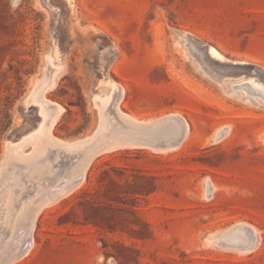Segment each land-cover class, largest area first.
<instances>
[{"label": "rangeland", "instance_id": "obj_1", "mask_svg": "<svg viewBox=\"0 0 264 264\" xmlns=\"http://www.w3.org/2000/svg\"><path fill=\"white\" fill-rule=\"evenodd\" d=\"M56 50V139L92 138L99 88L124 92L84 177L83 151L8 156L40 129L26 102ZM125 119L157 133L127 138ZM0 218L2 264H264V0H0Z\"/></svg>", "mask_w": 264, "mask_h": 264}, {"label": "bare ground", "instance_id": "obj_2", "mask_svg": "<svg viewBox=\"0 0 264 264\" xmlns=\"http://www.w3.org/2000/svg\"><path fill=\"white\" fill-rule=\"evenodd\" d=\"M48 71H49V73H46V75L48 74V76L45 78V80L42 82V83H40L36 88H35V91H34V93L33 94H31L30 96H29V98L27 99V104L28 105H33V104H38L39 105V111H40V114L42 115V117H43V120H42V124H41V126H40V129L38 130V131H36L35 133H33L32 135H30L28 138H26V139H24V140H22L21 142H19L18 144H13V143H9L8 144V149H9V153H10V155H8L10 158H14L13 160H18V161H20V162H26V161H28V158H27V156L24 154V148L27 146V144H32V145H34V146H36L37 147V149H38V151L36 150L35 152H37V153H35V154H40V153H42L43 151H45V149L47 148V146H50V147H57L58 149L60 148V150L61 149H63V150H65V152L67 151H69V152H71V151H76V150H79V151H83V157H82V160H81V162H80V164H78V168H79V170H80V172H81V175L84 177V175H85V172H86V170H87V168H88V166L90 165V163L92 162V160H93V158L96 156V154L100 151V146L99 145H97V143H95V140H96V137L97 136H99V135H103V134H105V129H107V125L109 124V121H108V119H106V120H104V117L105 118H107V115H105V110H106V108H108V106H110V105H113V104H115V102L118 100V98L119 99H122L123 98V95H124V92L117 86V84H115V83H111V84H109V87L108 88H105L104 89V87H102L101 86V88H99L100 89V91H99V94L94 98V102H95V105L100 109V111H102V113L104 112V117H102V123H101V126H100V128H99V130H98V132H97V134L96 135H94L92 138H89V139H85V140H82V141H78V142H74V143H68V142H63V141H61V140H59V139H56L54 136H53V129H54V127L56 126V124H57V122H58V119H59V117L62 115V113H63V111H64V109L61 107V106H59V105H57V104H52V103H49L48 101H46V96H45V94L49 91V90H51V89H53L54 88V86L56 85V82H57V79H58V77H59V75L61 74V72H62V66H61V62L59 61V55H58V51L56 50L55 52H54V54L53 55H51L50 57H49V60H48ZM251 84H252V82H250ZM260 86V85H259ZM252 87V86H251ZM259 88V87H258ZM256 90V89H255ZM120 102V101H119ZM119 105V104H118ZM117 105V106H118ZM113 108V107H112ZM119 111V113H120V109L118 110ZM110 112V111H109ZM116 113V112H115ZM125 117L127 118V116L125 115ZM40 118H41V116H40ZM174 117L173 116H169V117H167L166 118V120H164V121H161V122H157V124L158 125H161L162 123H169V120H172ZM123 119H124V117H123ZM131 119V118H130ZM137 119V118H136ZM135 119V120H136ZM182 119V118H181ZM179 120V119H178ZM116 121V120H115ZM124 121V120H123ZM139 121V120H138ZM113 122V121H112ZM126 124H128V127H129V130L127 131V132H123L124 131V129L127 127L126 125V127L123 129V131H118L117 130V133L118 134H122L123 136H125V137H132V136H142V137H151V136H153L154 134H156L157 133V124H155V123H152V124H150L149 126H145V125H142V124H144V123H142L141 125H140V123H138V122H135L134 120H133V122H129V121H126V119H125V121H124ZM143 122V121H142ZM181 122V121H180ZM183 123H184V121H183ZM171 124V123H170ZM181 124V123H180ZM117 125V124H116ZM115 125V126H116ZM167 126V125H166ZM184 131H183V133H182V135H181V138H180V141L178 142V144H182V142L186 139V137H187V135H188V126L184 123ZM127 127V128H128ZM178 127V126H177ZM177 127H176V125L175 124H171L169 127H164V128H158L159 130V132H161L163 135H166V136H170V135H173V134H177L178 133V129H177ZM121 129V128H120ZM116 133V134H117ZM227 133V132H226ZM225 133V134H226ZM223 134H224V132H223ZM223 134H221V135H223ZM224 134V135H225ZM120 136V135H119ZM123 136H122V138H123ZM226 136V135H225ZM224 137V136H223ZM123 140V139H122ZM124 141V140H123ZM177 143V142H176ZM173 144V143H172ZM176 146V145H175ZM128 147H129V145H128ZM171 147H173L172 145H171ZM160 149V148H159ZM79 151H77L78 153H79ZM158 151V150H157ZM46 152H47V150H46ZM61 152V151H60ZM63 152V151H62ZM44 154V153H43ZM47 154V153H46ZM81 154V153H80ZM41 155V154H40ZM45 155V154H44ZM49 155V154H48ZM82 155V154H81ZM7 156V157H8ZM46 156V155H45ZM35 157V156H34ZM33 157V158H34ZM38 157V156H37ZM42 157V160L45 158L44 156H41ZM44 157V158H43ZM47 158V157H46ZM11 159V160H12ZM30 159V158H29ZM39 160V159H38ZM41 161V160H40ZM45 161V160H44ZM15 163H17V162H15ZM34 163V162H33ZM48 163V162H47ZM50 163V162H49ZM48 163V164H49ZM5 164V163H4ZM14 164V163H13ZM28 164H30V163H28ZM45 165H46V163H45ZM8 166H10V164L8 165ZM44 166V165H43ZM35 167V166H34ZM11 168H12V166H11ZM16 168V167H15ZM25 168H27V165H26V167ZM28 168H29V166H28ZM26 169V171L28 172L29 171V169ZM36 168V167H35ZM35 168H34V171H35ZM46 168V167H45ZM49 168V167H48ZM55 168V167H54ZM16 170H17V168H16ZM21 170H23V169H21ZM20 170V171H21ZM36 170H37V168H36ZM39 170V169H38ZM41 170V169H40ZM50 170V169H49ZM25 171V172H26ZM53 171V170H52ZM26 172V173H27ZM42 172V171H41ZM44 172V171H43ZM56 172V171H55ZM13 173V172H12ZM17 174L19 173V175L22 177V174H20V172H19V170H18V172H16ZM15 173V174H16ZM29 173V172H28ZM30 173H31V171H30ZM32 173H33V171H32ZM38 173V175H41V174H39L40 172H37ZM44 173H46V171L44 172ZM43 174V173H42ZM47 174V173H46ZM51 174V173H50ZM37 175V174H36ZM45 175V174H44ZM19 176V177H20ZM32 176V175H31ZM29 177V178H33L34 177V174H33V176L32 177ZM20 177V178H21ZM35 178V177H34ZM31 179H29V180H31ZM38 179V178H37ZM15 180V179H14ZM17 180V179H16ZM15 180V181H16ZM22 180V179H21ZM20 180V181H21ZM33 180H36V179H33ZM7 181V180H6ZM9 181V180H8ZM38 183V182H37ZM13 184V183H12ZM40 186V185H39ZM43 186V185H42ZM42 186H40L41 188H42ZM12 187V186H11ZM40 187H38V189L40 188ZM37 189V188H36ZM45 190V189H44ZM8 191H10L11 192V190H8ZM13 191V190H12ZM20 192V191H19ZM42 192H43V189H42ZM6 193V192H5ZM7 194V193H6ZM36 194V193H35ZM42 194H45L44 192L42 193ZM9 195H11V193L9 194ZM8 195V196H9ZM18 195V194H17ZM37 195V194H36ZM35 196V195H34ZM51 196V195H50ZM3 197V196H2ZM4 197H7V195L6 196H4ZM14 197V196H13ZM49 197V196H48ZM47 197V199H49ZM15 198V197H14ZM30 198V200H31V197H29ZM33 198V197H32ZM44 199H46L45 197H43ZM43 198H42V196H41V198H36L34 201H36L37 199H42L43 200ZM6 199H8V200H4V199H2L1 200V203H2V201L4 200V204H5V207L3 206V203H2V206H3V211L4 212H6V214H5V216H6V220L5 221H7L8 220V216L10 215V213H13V212H11V203H10V200H9V198H6ZM22 199V198H21ZM51 199H52V197H51ZM29 200V199H28ZM14 201V200H13ZM25 201H26V199H25ZM46 202H48V201H46ZM51 202V200L49 201V203ZM16 203V202H15ZM31 203V202H30ZM32 203H33V201H32ZM38 202H34V204L36 205ZM21 204V203H20ZM48 204V203H47ZM51 204V203H50ZM49 204V205H50ZM19 205V204H18ZM30 205V204H29ZM29 205H27V206H29ZM30 206H33V204L32 205H30ZM29 206V207H30ZM44 206V205H43ZM21 207V206H20ZM13 208H15V207H13ZM19 208V207H18ZM27 208V207H26ZM32 208V207H31ZM35 208V207H34ZM17 209V208H16ZM21 209H22V207H21ZM33 209V208H32ZM35 209H37V207L35 208ZM34 209V210H35ZM42 209V206L41 207H39L36 211H34V212H32V210H31V213H29V211H28V215H29V217H30V219H31V221H32V227H30L31 228V231H30V234H27V237H28V235H29V238H27V241H26V243L25 244H28L29 246H28V250L30 251V249L32 248V245H33V242H32V231H33V224H34V222H35V220H36V218H37V216H38V214L40 213V211H42L41 210ZM19 210H20V208H19ZM30 210V209H29ZM14 211V210H13ZM17 211V210H16ZM26 212V211H25ZM25 212H22V214L24 213L25 214ZM17 213V212H16ZM23 214V215H24ZM18 215V214H17ZM11 216H12V214H11ZM14 216V215H13ZM19 216V215H18ZM27 216V215H26ZM3 217H4V215H3ZM15 217H16V215H15ZM18 218V217H17ZM21 218H23V217H21ZM28 218V217H27ZM1 219V218H0ZM14 222V221H13ZM13 222H9V223H13ZM1 223V222H0ZM6 223V222H5ZM24 225V224H23ZM26 225V224H25ZM2 226V225H1ZM14 226V228H15V225H13ZM7 227H9V226H7ZM11 227V226H10ZM4 228V227H3ZM13 228V229H14ZM21 228V227H20ZM247 228V227H246ZM245 227L243 228V229H246ZM6 229V228H5ZM238 229L239 230H241V231H243L240 227H238ZM250 229V228H249ZM8 230H12V229H8ZM22 230V229H21ZM20 230V231H21ZM29 230V229H28ZM248 230V229H247ZM6 231V230H5ZM19 231V230H18ZM249 231V230H248ZM252 231V230H251ZM251 231H249V232H247V233H252ZM0 232H1V230H0ZM5 233V232H4ZM10 233V232H9ZM9 233H7V234H9ZM20 233V232H19ZM28 233H29V231H28ZM253 234V233H252ZM2 235V234H1ZM21 235H24V232H23V234H22V231H21ZM18 236H19V234H18ZM257 236H258V234H257ZM9 237V236H8ZM5 238V237H4ZM9 239V238H8ZM23 239H25L24 238V236L22 237V239L20 238V240H23ZM10 240V239H9ZM15 240H16V238H15ZM20 242H22V241H20ZM255 242H256V239H255ZM3 243V242H2ZM4 243H5V241H4ZM10 243H11V241H10ZM16 243V242H15ZM23 243V242H22ZM7 244V243H6ZM18 244V243H17ZM256 244V243H255ZM9 245V244H8ZM7 245V246H8ZM246 245V244H245ZM0 246H1V244H0ZM3 246V245H2ZM10 246V245H9ZM11 246H13V245H11ZM21 246V245H20ZM23 246V245H22ZM24 247H25V245H24ZM251 247H252V245H251ZM11 248V247H10ZM250 248V247H249ZM16 249V248H15ZM19 249V248H18ZM8 250H10V249H8ZM24 250V249H23ZM250 250V249H249ZM248 250V251H249ZM5 251V250H4ZM11 253H12V251H10ZM19 252H20V250H19ZM22 252V251H21ZM25 252V251H24ZM5 254H7V253H5ZM9 254V253H8ZM24 254V253H23ZM15 257V256H14ZM19 258V257H18ZM9 259H12V257H10ZM2 260H0V264H2V263H4V262H1ZM7 262H8V260H6ZM10 261V260H9Z\"/></svg>", "mask_w": 264, "mask_h": 264}]
</instances>
